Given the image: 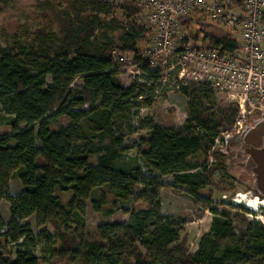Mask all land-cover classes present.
I'll list each match as a JSON object with an SVG mask.
<instances>
[{
    "label": "trees",
    "instance_id": "1",
    "mask_svg": "<svg viewBox=\"0 0 264 264\" xmlns=\"http://www.w3.org/2000/svg\"><path fill=\"white\" fill-rule=\"evenodd\" d=\"M11 2L0 0V14ZM33 3L19 15L13 33L0 29V108L11 127L10 134L0 136V199L10 207L8 224L0 217V264H40L36 247L51 257L53 234L60 240L57 258L69 254L93 264H264V223L243 219L245 227L237 233L229 213L212 210L210 231L190 253L179 243L180 225L160 211L162 176H172L173 185L186 187L193 196L216 171L228 176L225 154L212 149L220 133L233 125L237 107L217 103L206 86H182L187 96L183 126L144 123L149 137L129 146L115 120L139 105L133 101L143 98V85L121 83L112 51L132 55L137 64L143 61L138 46H147L149 39L139 20L141 9L104 0ZM192 38L221 53L239 48L230 32L201 28ZM139 66L159 79L158 71ZM62 118L68 123L54 128ZM130 148L137 149L150 173L116 166ZM211 154L214 164L208 162ZM92 157L97 166L90 163ZM14 173L22 187L17 195L9 193ZM103 186L122 204L141 186L148 208L126 211L127 220L103 223L95 231L81 230L83 200L101 212ZM65 192L70 199L64 205L59 193ZM32 215L38 227L49 224L53 234L44 229L39 233L43 238L34 242L30 225L21 223ZM5 243L19 244L15 257L1 252Z\"/></svg>",
    "mask_w": 264,
    "mask_h": 264
},
{
    "label": "rangeland",
    "instance_id": "2",
    "mask_svg": "<svg viewBox=\"0 0 264 264\" xmlns=\"http://www.w3.org/2000/svg\"><path fill=\"white\" fill-rule=\"evenodd\" d=\"M34 0H12L8 7L0 14V29H6L9 33H13L18 27V18L21 13H28L30 11V5L32 6ZM118 15H120L118 13ZM140 15L142 22L144 21ZM195 19V17L193 18ZM187 27H195V25H201L200 23H194L193 20H189L186 24ZM202 26V25H201ZM185 26L181 25L180 29H184ZM192 28V29H193ZM191 30V28L189 29ZM209 30V29H208ZM192 31V30H191ZM140 44L142 55L147 56V46ZM117 52L124 53L118 49H114ZM113 50V51H114ZM112 51V53H113ZM132 58V55H129ZM119 67V79L121 83L128 87L132 83L142 84L143 98L138 97L133 103H138V106L132 105L130 108L124 110L122 115L115 120V127L120 135H123L126 143L132 146L133 143H138L141 139L149 137V129L146 128L144 123L153 122L166 128L180 129L187 117V96L180 92V89L171 87H162L161 82L153 80V82H146V79L142 74H137V67L132 65L130 61L126 63H115ZM141 79L142 81H139ZM47 82L51 80L48 77ZM75 84H81L80 79L74 81ZM189 89L201 88V86H190ZM213 92V91H212ZM226 94L219 93L214 94L215 101L220 104L226 103L234 105L239 109V105L236 100H241L245 105V110L251 112L247 114L246 122L252 116H257L258 111H264V103L260 104L257 98L253 97L254 93L246 92L245 89L229 88L226 90ZM251 96V99H250ZM240 97V98H239ZM249 98V101L247 100ZM262 106L263 108H260ZM237 115V114H236ZM242 120V118H240ZM67 119L62 118L53 127L56 128L59 124L66 125ZM11 127L8 124L7 116L1 111L0 108V136L10 134ZM237 133V128L233 129L232 126L227 130L220 133L216 139L215 147L213 151H218L225 154L224 167L227 170L228 159L227 156L230 151H234V137ZM94 136V134H91ZM215 155L211 154L208 162L214 164ZM90 163L93 166H97V158L92 157ZM117 167H139L143 172L150 173L142 161L136 148H130L127 152L119 157L116 162ZM228 171V170H227ZM156 174V172H154ZM162 185L157 188L161 213L163 215L171 216L174 221L180 225V238L179 243L185 244V248L188 252L192 253L196 251L198 242L202 235L210 231V226L214 218L212 210L217 212H227L235 231L238 233L241 229H244L245 225L242 223L243 219L246 220H258L260 223H264V206L258 205L256 208H249L239 197L240 194L247 196L249 199L258 197L253 188L251 187V180L246 172L241 171L238 166H234L228 171V176L224 172L216 171L211 176L209 184L199 190L196 196H193L186 187L173 185V178L170 175L162 176L160 178ZM172 185V186H171ZM106 193V203L101 212H94L91 209L89 200H83L85 205V212L81 214L80 218L83 220V224L79 225L81 230L95 231L97 227L103 223L122 222L129 218V214L126 211L140 210L148 208V203L145 198L140 195L142 191L141 186H137L134 193L124 204L115 200L114 196L107 191V187L103 186L99 188ZM99 189H96L95 197L99 194ZM22 187L17 178V173H14L9 182V193L11 195H17L21 192ZM62 203L65 205L70 199V193H59ZM259 198V197H258ZM239 200V201H238ZM9 203L4 199H0V217L5 224H8L10 220ZM113 209L111 214L107 213V210ZM22 224H29L31 227L34 242L40 241L43 237L39 235L42 230H49L53 234V229L49 224L38 227L36 224V218L34 215L25 218L21 221ZM70 244V242H69ZM60 247V240L54 236L52 237L51 249L53 253L51 257L44 255L41 247H36V255L39 258L40 264H93L91 260L76 258L72 259L69 254H66L64 258L60 259L54 254ZM19 244L5 243L1 250L9 257H15V253L20 250Z\"/></svg>",
    "mask_w": 264,
    "mask_h": 264
},
{
    "label": "built area",
    "instance_id": "3",
    "mask_svg": "<svg viewBox=\"0 0 264 264\" xmlns=\"http://www.w3.org/2000/svg\"><path fill=\"white\" fill-rule=\"evenodd\" d=\"M104 1L131 4L141 9L144 21L140 16L139 20L146 28L149 43L147 56H143L139 64H147L151 71H158L157 81L162 87L206 86L223 94L228 93L229 88H242L247 93L252 91L253 97L260 104L264 103V0ZM189 20L202 26L187 27L185 24ZM181 25L185 26L182 30ZM201 28L218 34L230 32L239 48L232 53H221L207 46V42L195 41L192 36ZM112 57L119 64L130 61L137 67V74L141 73L146 82H153L133 56L129 58L114 50ZM236 102L239 109L232 128H237L239 133L251 112L245 110L241 100Z\"/></svg>",
    "mask_w": 264,
    "mask_h": 264
},
{
    "label": "water",
    "instance_id": "4",
    "mask_svg": "<svg viewBox=\"0 0 264 264\" xmlns=\"http://www.w3.org/2000/svg\"><path fill=\"white\" fill-rule=\"evenodd\" d=\"M234 139L245 158L238 164L253 177V187L264 200V111L247 122Z\"/></svg>",
    "mask_w": 264,
    "mask_h": 264
},
{
    "label": "flooded vegetation",
    "instance_id": "5",
    "mask_svg": "<svg viewBox=\"0 0 264 264\" xmlns=\"http://www.w3.org/2000/svg\"><path fill=\"white\" fill-rule=\"evenodd\" d=\"M250 121H248V122H250ZM234 143H235L234 144V148L235 149H234V151H230V152H233V153H229L228 156H227V159H228V167H227V170L230 171V169L233 168L234 166H238V168L241 171L247 173V175L249 176V179L251 180V187L255 191V189L253 187V177H252L251 173L247 172L242 166H240L238 164L240 161H242L245 158V155L244 154L241 155V152H240V149H239V145H238V143L236 142L235 139H234ZM255 193H256V191H255Z\"/></svg>",
    "mask_w": 264,
    "mask_h": 264
},
{
    "label": "bare ground",
    "instance_id": "6",
    "mask_svg": "<svg viewBox=\"0 0 264 264\" xmlns=\"http://www.w3.org/2000/svg\"><path fill=\"white\" fill-rule=\"evenodd\" d=\"M239 197L242 198V201L249 208H256L258 205L264 206V200L258 197L249 199L247 196L240 194ZM239 201V200H238Z\"/></svg>",
    "mask_w": 264,
    "mask_h": 264
}]
</instances>
